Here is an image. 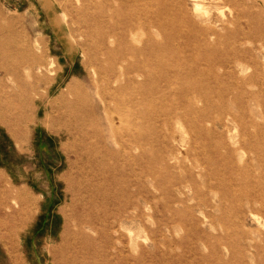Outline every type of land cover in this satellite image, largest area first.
<instances>
[{
    "label": "rangeland",
    "instance_id": "374dc122",
    "mask_svg": "<svg viewBox=\"0 0 264 264\" xmlns=\"http://www.w3.org/2000/svg\"><path fill=\"white\" fill-rule=\"evenodd\" d=\"M10 186L0 264H264V0H0Z\"/></svg>",
    "mask_w": 264,
    "mask_h": 264
},
{
    "label": "bare ground",
    "instance_id": "6f19581e",
    "mask_svg": "<svg viewBox=\"0 0 264 264\" xmlns=\"http://www.w3.org/2000/svg\"><path fill=\"white\" fill-rule=\"evenodd\" d=\"M197 6H199V5H197ZM85 8L86 9L82 8L80 13L84 12L85 10L89 11L88 6H85ZM88 15L95 18V15L92 13H89ZM82 22L84 23V21H82ZM85 26H88V25H85ZM89 29L85 31V36L87 37L88 40L91 41L90 44H93L95 42L106 43V41L108 40V37H109L108 33L101 32L98 40H96L93 38L95 33H94V31L91 30L90 26H89ZM134 54H136V53H134ZM33 63L35 64L34 66L43 67V65L45 64V61H34ZM54 74H55L54 69L51 68V66H47L44 69L43 68L39 69L38 73L35 74L36 77H34L35 78L34 83H32L33 90L37 91L41 85H48L49 75L52 76ZM107 79H109V78H107ZM98 80L102 83L103 82L108 83V84L110 83V80H106L104 77H102V80H100V79H98ZM76 84H78V83L76 82ZM97 86L99 88L101 87L99 84ZM66 93L69 95V98L67 99L65 94L63 95V97H65L67 99L66 104H68V106H70L71 108H73V106L78 105V103H80L82 101V99L84 98V96L86 95L84 93V91H82L80 89V87L76 88V87H71V86L68 88ZM73 111H70V113L72 114V121L71 122H75L77 124L83 123L81 121L82 118L79 117V115H78L77 109H75ZM81 180L82 179H79L77 181V183H80ZM2 197L3 198H2V201L0 203L1 207L2 208L3 207L10 208L11 213H15L17 211H22L25 214V216L27 217L26 221H28L29 217L32 216V214L34 213V206L37 203L36 202L37 200L27 190L20 189V188H13L12 186H10L8 193H6L5 189L2 191ZM7 198L9 199L8 201H7ZM14 199L22 202L23 206L20 208H16L15 206H13L11 201ZM74 219L76 220L78 225H82L84 223L82 218L79 217L78 215H76L74 217Z\"/></svg>",
    "mask_w": 264,
    "mask_h": 264
}]
</instances>
